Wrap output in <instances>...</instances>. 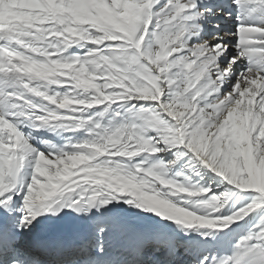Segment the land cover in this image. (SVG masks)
<instances>
[{
  "label": "snow or ice",
  "instance_id": "1",
  "mask_svg": "<svg viewBox=\"0 0 264 264\" xmlns=\"http://www.w3.org/2000/svg\"><path fill=\"white\" fill-rule=\"evenodd\" d=\"M0 264H264V0H0Z\"/></svg>",
  "mask_w": 264,
  "mask_h": 264
}]
</instances>
